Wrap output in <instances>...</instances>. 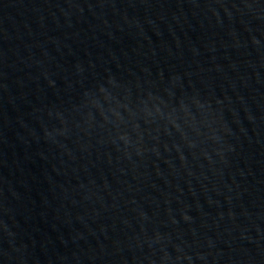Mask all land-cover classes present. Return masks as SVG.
<instances>
[{
  "label": "water",
  "instance_id": "obj_1",
  "mask_svg": "<svg viewBox=\"0 0 264 264\" xmlns=\"http://www.w3.org/2000/svg\"><path fill=\"white\" fill-rule=\"evenodd\" d=\"M0 264H264V0H0Z\"/></svg>",
  "mask_w": 264,
  "mask_h": 264
}]
</instances>
